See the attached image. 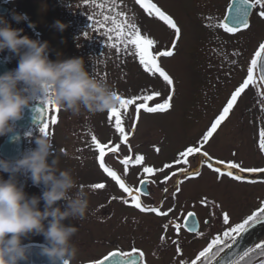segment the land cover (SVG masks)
Wrapping results in <instances>:
<instances>
[{"label":"rangeland","instance_id":"rangeland-1","mask_svg":"<svg viewBox=\"0 0 264 264\" xmlns=\"http://www.w3.org/2000/svg\"><path fill=\"white\" fill-rule=\"evenodd\" d=\"M0 2L9 9V14L4 19L13 28L23 29L22 35L49 43L51 60L82 58L86 69L111 87L121 99L139 97L126 108H121L120 102L115 113L109 111L74 116L62 109L58 114L54 108L50 110L49 138L53 144L54 154L59 160L58 167L61 170H70L77 184L89 193L90 212L86 218L67 222L78 228L74 236L86 239V244H90L93 239L97 240L99 234L112 235L117 229L125 232L130 220L128 218L122 220L123 225H118V221L134 212L122 201L126 194L117 181L99 166V150L92 142V136L95 135L97 140L106 146L105 166L118 169L130 184L133 185L150 175L161 178L160 169H164L165 164H178L175 163L178 159L180 164L184 163L186 158L188 160L191 154L184 158L178 154L190 146L198 147L201 138L211 127L209 126V129L195 139L194 137L188 139L186 131L182 128L185 121L182 120L184 112L187 111L186 116L191 114L193 117L197 116L198 121L208 116H213L215 120L232 92L247 77L254 53L260 43L264 42V33L260 31L256 13L253 14L250 27L245 31L233 34L216 26L225 16L227 0H145V3L155 4L172 17L181 29V38L176 44L173 56L158 58L159 66L174 82L175 93L171 108L156 113L140 109L137 118L138 104L146 103L148 107H153L157 103H163L173 86L168 85L159 73L153 75L145 70L138 55H135L133 45H128L127 48L121 45V50L117 52L116 48L111 47V43L115 41L109 42L106 37L89 27L91 22L88 16L102 19V15H99L101 12L109 16L123 12L124 16L116 18L120 21L127 19L129 24H135L140 29L142 35L153 39L155 44L150 51L154 55L170 49L175 39L174 30L164 21L155 14L149 15L136 0H97V3H104L103 9L92 5L91 0L88 3L85 0H0ZM16 15H23L26 18L17 22L14 18ZM208 17L214 19L209 20ZM57 21L66 27L60 30L56 26ZM106 27H111V23L108 22ZM86 32L87 37L84 36ZM234 52L239 55H233ZM12 54L18 63L19 57L15 53ZM254 78L257 81L256 85H250L245 90L228 118L209 138L211 152L250 165L257 159L255 137L244 142L241 136L244 132L237 124L236 128L233 126L231 130L234 138L225 141L220 138L219 128L227 120L237 122L243 119V116L254 114L255 102L261 99L258 90L263 92L261 87H258L255 71ZM203 82L207 85L203 86ZM197 91L198 93L200 91L199 95ZM155 92H159L160 95H153ZM144 95H152V99L144 101L142 99ZM193 106L194 110L191 111ZM53 116L58 120L55 124L51 123ZM117 116L121 119V127L125 129L129 143L124 142L115 127ZM198 125L199 122L195 121L187 127L190 126L196 134L199 130ZM247 131H251L250 128ZM117 145H119L117 152L110 151ZM219 145L221 149L218 148ZM137 155L144 157L141 164L135 163L134 158ZM126 157L130 158L128 165L122 163ZM145 167H152L156 171L145 173L143 171ZM94 183H103L105 187L99 190L92 189L90 185ZM24 190L26 192V189ZM42 190L43 186H40L39 189L31 190L27 194L39 196ZM185 196L187 195L180 197L179 201L185 199ZM112 197L117 199L113 200ZM40 206L43 209V201Z\"/></svg>","mask_w":264,"mask_h":264},{"label":"flooded vegetation","instance_id":"flooded-vegetation-1","mask_svg":"<svg viewBox=\"0 0 264 264\" xmlns=\"http://www.w3.org/2000/svg\"><path fill=\"white\" fill-rule=\"evenodd\" d=\"M227 1L226 10L231 0ZM259 11V6L253 10L250 24L253 20V14L256 13L260 31L264 33V17L259 15ZM8 14L3 18L7 17ZM64 52L66 53V51ZM0 59L8 65L9 71L14 70L18 66L14 55L9 50L0 52ZM254 71L257 74V69ZM258 84V87H261L264 92L259 79ZM205 85L207 84L203 82V86ZM200 87H202V83ZM199 94L200 91L199 93L197 91V95ZM259 97L261 99L255 102L254 114L251 115L250 113L249 116H243V119L237 122L227 120L219 128L221 132L220 138L225 141H231L234 138L231 130L233 126L236 128L237 124L240 125L244 132L241 135L244 138V142L251 139V137H255L257 159L251 165L242 164L237 159L232 160L231 157L226 158L211 152L209 149L210 139L207 142H203L202 137L198 145L200 151L192 153L188 160L186 158L187 164L178 163L172 165V167L164 168L161 178H154L150 175L132 185L123 177L124 175L118 169L109 167L124 181L126 187L132 189L133 195L138 196L142 207L146 209L157 208L160 213H166V215L157 214L150 210L141 211L135 207V201L132 197L122 189L126 194L124 200H129V203H125L126 206L134 210L133 213L123 216L118 221V225H123L121 223L122 220L126 218L130 220L126 231L120 232L117 229L112 235L99 234V238L97 240L93 239L90 244H86V239L73 236L72 241L78 251L77 256L70 261V264H93L94 261L103 259L110 252L132 253L133 248L138 250L133 254L136 256L138 264H181V261L191 264V261L208 246L215 236L237 223H242L248 216L264 207V173H241L239 169H229L227 167L228 162H235L245 169H264V151L259 147V133L261 128H264V108L261 107V104L264 103V96L259 95ZM38 104L44 106L42 101H33L31 106L25 109L23 115L24 118L26 114L29 115L28 117L31 116L33 122L27 124V126V122L23 123L21 124L23 128H21L18 122L22 119L14 121L15 131L5 136H0V158H4L1 154V148L5 144L8 147L9 155L10 151L14 153L12 148L20 149L21 154L19 158L36 147V139L43 135L40 131L41 124L36 125L34 122L38 121L37 117L40 115L37 109H33ZM192 110H194V106ZM186 115L187 111L182 116V120H185L183 121L184 125L182 124V128L186 131L188 139L193 137L195 139L199 134L209 129L211 123L214 122L213 116L204 117V120L202 118L201 121H198L197 116L193 117V114L191 116ZM48 118L50 129V111ZM194 120L199 122V130L197 129L196 134L193 133L190 126L187 127L191 122H195ZM249 128L251 131H247ZM49 136L50 134L47 135V137ZM218 148L221 149V145ZM203 152H207L208 157H204L202 155ZM14 156L13 154L11 157ZM217 161H224L225 163L219 164ZM208 164H212L213 167L209 168ZM216 167L221 169L223 175L214 170ZM185 168L189 172L199 169L200 174L196 177L185 176L180 171V169ZM229 171H232L234 175L242 176L243 179H234L227 174ZM3 176L5 179L9 178L8 173H3ZM165 177H168V179H165ZM18 181L26 189V193L40 188V186L33 185L30 178L23 175L18 176ZM142 181L147 182L145 187L147 189L146 192L140 190ZM177 187L179 191L176 190ZM137 189H139V193H137ZM165 189H167V192ZM181 193L182 195H180ZM183 195L187 196H185V199L179 201V198ZM124 200L122 201L124 202ZM189 213H193L194 215L189 217ZM224 213H227L229 216L228 224H224L223 222ZM186 220L188 223H194L197 230L190 231L186 227ZM67 222L68 220L65 221V224ZM165 224L169 225L167 229L163 227ZM177 224L180 225L179 232L176 229ZM254 227H251L253 228L251 232L246 233L242 238H238L239 242L242 243V245L238 244L240 248L235 247L238 245L233 246V248L239 251V255L243 250L252 248L256 243L264 241V223L256 224ZM161 237H164L163 241ZM24 243L33 246L32 248L34 249L32 251L34 252H32L29 262H21V264H49L48 259L40 255L41 248L45 244V239L42 235H30L24 239ZM178 247L179 251L177 250ZM231 250L226 249L225 253L230 256ZM140 252L143 253L142 258H140ZM225 253L221 255L224 256ZM239 255L237 254V256ZM249 260H251V264H260V261L264 260V256H260L259 250H257L251 253L250 257H246L245 261H242L241 264H247Z\"/></svg>","mask_w":264,"mask_h":264},{"label":"clouds","instance_id":"clouds-1","mask_svg":"<svg viewBox=\"0 0 264 264\" xmlns=\"http://www.w3.org/2000/svg\"><path fill=\"white\" fill-rule=\"evenodd\" d=\"M14 18L19 22L26 17ZM56 26L60 30L66 27L59 21ZM22 32L0 17V52L9 50L19 57L17 68L0 74V136L13 133V122L22 119L33 101L44 97L74 116L105 113L119 106L116 92L86 69L84 59L53 61L47 41ZM35 143L36 147L20 158H0V264L29 262L32 249L24 239L30 235L44 237L40 255L49 264H70L77 256L72 238L78 228L65 221L83 220L90 212L88 191L77 184L70 170L59 169L51 139L41 135ZM19 175L43 186L41 195L29 196L18 181ZM61 201L64 203L58 204Z\"/></svg>","mask_w":264,"mask_h":264},{"label":"snow or ice","instance_id":"snow-or-ice-1","mask_svg":"<svg viewBox=\"0 0 264 264\" xmlns=\"http://www.w3.org/2000/svg\"><path fill=\"white\" fill-rule=\"evenodd\" d=\"M86 3L89 0H85ZM137 3L141 4L144 7L149 15L155 14L159 17L160 20L164 21L170 28L174 30L175 39L172 42V46L170 49L160 51L155 55L150 51V48L155 44V41L147 36L141 34L140 29L135 24H129L127 19L123 21L118 20L117 16H124L123 12H117L115 16H109L104 14L103 12L99 13L102 15V19H94L92 15H89L88 18L90 20L89 27L94 29V31L100 33L102 36L106 37L109 42L115 41L111 43V47L116 48L117 52L121 50V45L124 48H127L128 45H133L135 47V55H138L140 64L144 66L145 70L151 74L159 73V75L167 82L168 85L173 86L174 82L173 79L159 66L158 58L160 56L171 57L174 55V50L176 48L177 42L181 38V29L176 24V22L170 17L169 15L165 14L161 11L155 4L145 3V0H136ZM91 4L95 7L100 9L104 8V3H97V0H91ZM259 6V15L264 17V0H232V3L229 6L228 13L224 16V18L219 21L218 27L224 29L228 33H236L241 28L247 29L249 27L248 16L250 14V9H255ZM209 20L214 18L208 17ZM110 22L111 27H106V24ZM103 30V31H101ZM88 33H84V36L87 37ZM233 55H239V53L234 52ZM235 63V61H232ZM259 67L260 76L259 80L264 81V42L260 43L258 50L254 53V57L250 62V67L248 69V75L243 80V82L232 92L230 98L227 100L226 105L223 107L221 113L216 117L214 122L211 124L210 129L204 134L203 142H207L210 137L217 131L218 126L228 118L230 111L234 108L237 100L241 95L245 92L250 85H256L257 81L254 78V70ZM175 93L174 86L172 87L169 95L164 100L163 103H157L153 107H148L146 103H140L136 107L137 118L139 116L140 109H144L148 113H156L157 111H166L171 108V101L173 99V95ZM155 96H159V92L153 93ZM258 95L264 96V92H260L258 90ZM118 98L121 101V108H126V106L133 104L139 97H132L131 99H121L118 95ZM144 101L151 100L152 95H144L142 97ZM42 103L44 104L43 108H38L37 111L42 113V117L39 118L41 121L40 131L43 135L47 136L49 134V118L48 113L51 109H55L56 113L58 114L60 108L56 105L49 97H44L42 99ZM261 107L264 108V103L261 104ZM117 109H113L110 113H115ZM109 120L111 121V114L109 116ZM58 120L55 116L51 117V123L55 124ZM115 127L120 132L122 139L124 142H127L128 135L125 133V129L121 127V119L119 116L116 117L115 120ZM135 130V126L133 125V131ZM260 140H259V147L262 151H264V128H261L260 133ZM92 142L99 150L98 160L99 166L113 179L117 181L120 188L124 190V192L128 193L132 199L135 201V207L140 209L141 211H152L156 212L157 214L166 215V213H160L159 209L151 208L146 209L142 207L138 196L133 195L132 189L125 186L124 181L117 175L115 171L111 168L105 166V145L100 143L96 136H92ZM202 146V145H201ZM119 149V145L110 149L112 152H117ZM159 151V149H156ZM199 147H188L185 151H182L178 154L179 157L184 158L187 157L189 154L199 152ZM202 155L204 157H208L207 152H203ZM135 163L141 164L144 160L142 155L135 156ZM129 157L123 159L122 163L124 165L129 164ZM187 164V160L183 161ZM175 163H180L178 159ZM219 164L225 163L224 161H217ZM172 167L170 164H165L164 168ZM209 168H212V164H208ZM227 167L229 169H239L241 173L243 172H260L264 173V169L258 168H241L240 164L235 162H228ZM163 169H160L162 171ZM216 172L221 173V169L216 167L214 169ZM145 173H153L154 170L152 167H145L143 169ZM180 171L188 177H196L199 176V169L195 171L189 172L186 168L180 169ZM229 176L233 177L236 180L243 179L240 175H234L232 171L227 173ZM175 175V173H173ZM223 175V173H221ZM168 179V177H165ZM144 183L143 181L141 182ZM92 189H103L105 185L103 183H94L90 185ZM179 191V188L176 189ZM139 193V189L136 190ZM144 191L146 192L147 189L145 188ZM167 192V189H165ZM113 200L117 199V197H112ZM124 203H128V200H124ZM193 213H189V217L193 216ZM223 222L224 224L229 223V216L227 213L223 214ZM207 223V221H206ZM264 223V207H261L257 212L253 213L252 215L248 216L242 223H237L233 227L227 228L226 230L222 231L221 234L215 236L211 242L205 247L199 254L191 261V264H241L242 261H245L246 257H250V254L259 250V255L264 256V241L256 243L254 247L247 248L242 251V253L234 259L228 258V254L225 253V250H231L234 245L239 244V239L242 238V234L249 231L251 227H254L256 224ZM165 229L169 227L168 224L163 226ZM186 227L189 228L190 231H196V225L194 223H188L186 220ZM177 232H179L180 225H176ZM164 237H161L163 241ZM215 249V250H214ZM179 251V247L177 249ZM138 250L133 248L132 253H123L120 251H113L110 252L108 255L104 256L103 259L94 261L93 264H138L137 258L134 253ZM225 253L224 256L221 254ZM140 258L143 257V253H139ZM235 255V254H233ZM219 258V259H217ZM181 264H186L185 261H181ZM247 264H251V260L247 261ZM260 264H264V260L260 261Z\"/></svg>","mask_w":264,"mask_h":264},{"label":"water","instance_id":"water-1","mask_svg":"<svg viewBox=\"0 0 264 264\" xmlns=\"http://www.w3.org/2000/svg\"><path fill=\"white\" fill-rule=\"evenodd\" d=\"M231 3H232V0H231L230 4H231ZM229 6H230V5H229ZM228 9H229V7L227 8L225 15L228 13ZM253 10H254V9H250V14H249V16H248L249 26H250V18H251V15H252V13H253ZM8 13H9L8 8H7L5 5L0 4V17H4V16H6ZM248 28H249V27H248ZM248 28H247V29H248ZM247 29H243V28H241V29H240L239 31H237V32L244 31V30H247ZM8 71H9V67H8V65H7L4 61H2V60L0 59V74H4L5 72H8ZM257 75H258V79H259V76H260V70H259V67H257ZM259 82H260V84H261V86H262V88H263V90H264V81H260V80H259ZM43 107H44V106L38 104V105H36L35 108H33V109H38V108H43ZM29 109H31V108H29ZM39 113H40V112H39ZM28 116H29V115L26 114L25 118H24V117L22 118V120H23V119H24V120H23V121L20 120V121L18 122V125H19L21 128H23L21 124H23V123L25 124V123L27 122V123H26V126H27V124L33 122V120H31V116H30V117H28ZM41 117H42V113H40L39 117H37V118H38V121H34L36 125L41 124V121H40V119H39V118H41ZM24 128H26V127H24ZM12 150L14 151V153H13L12 151H10V155H9V153H8V147H7L6 144H5V145H3L2 148H1V154H2V156H3L4 158H7V159H9V160H15V159L19 158V156H20V154H21V150H20V149L17 150V148H12ZM11 154H12V155H11ZM13 154H14L15 156H14V157H11V156H13ZM146 184H147L146 181H145L143 184H141V186H140V190H141V191H143V190L145 189ZM253 228H255V227H253ZM253 228H250L249 231L246 232V233L251 232ZM246 233H243V234H242V237H243L244 235H246ZM239 243L242 245L241 242H239ZM30 247H31L32 250L34 249V248H32L33 246H30ZM235 247L240 248V245L235 246ZM32 252H34V251H32ZM233 254H235V255H233ZM237 254L239 255V251H237L236 248H232V250L230 251V256H228V258H230V259H234V258L237 257Z\"/></svg>","mask_w":264,"mask_h":264}]
</instances>
